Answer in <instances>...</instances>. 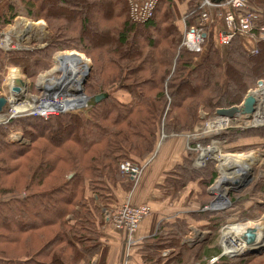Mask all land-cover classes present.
<instances>
[{
  "label": "trees",
  "instance_id": "obj_1",
  "mask_svg": "<svg viewBox=\"0 0 264 264\" xmlns=\"http://www.w3.org/2000/svg\"><path fill=\"white\" fill-rule=\"evenodd\" d=\"M43 1L0 0V31L19 16L32 21L48 18L54 28L52 44L44 49L0 50V88L6 66L37 69L36 51L51 56L58 48H53V43L61 31L74 30L77 40L84 42L88 21L84 19L81 25L74 23L75 11L68 9L69 4L84 8L85 15L95 5L97 19L106 29L103 32L114 36L111 56L118 66V74L113 83L130 100L122 104L107 93L105 99L94 103L96 109L88 117L82 114L47 119L28 116L11 119L7 126H0V264H91L97 254L99 261L95 264H105L107 258L102 253L97 224L104 221L103 210L112 214L121 206L122 199L130 198L137 187L128 176H120L119 165L130 162L144 166V174L168 143L178 146L176 141L181 139L186 141V149H182L180 164L166 174L164 192L174 197L184 193L185 207L190 204L199 207L196 212L188 213V220L176 219L172 231L160 227L151 238L147 253L158 258L159 250L171 251L164 264H192L204 258L207 261L218 258L220 251L212 243L191 250L181 244L192 222L202 230L215 231L238 216L232 208L223 213L199 212L211 201L204 188L217 175L213 163L200 168L193 166L195 144L203 146L208 140L202 135L190 136L204 123L201 112L208 115L214 107L219 108L220 102L229 106L237 104L236 96H244L249 83L264 78V42L256 45L255 54L248 52L239 38L227 46L214 44L193 68L196 57L203 55L180 49L182 33L178 25L182 19L187 26L195 24L200 0H159L153 15L144 23L131 20L127 0H45L44 4L50 8L48 17L39 6ZM56 3L67 5L66 12L59 10ZM253 6L257 11L256 33L257 28L264 27V0ZM94 37L99 42L108 40L96 34ZM134 38L137 45L132 44ZM221 49L226 50L225 56ZM77 50V53L87 52ZM200 74L207 81L202 89L197 81ZM16 129L29 145L8 142L7 131ZM263 132L264 128H258L215 138L224 140L225 146L232 145L230 150H236L239 146L236 143L264 138ZM162 135L176 137L158 147ZM256 188L264 194V178ZM97 200L109 203L102 209L97 206ZM246 200L236 201V208V203ZM245 210L250 211V207ZM216 262L231 263L226 257Z\"/></svg>",
  "mask_w": 264,
  "mask_h": 264
},
{
  "label": "rangeland",
  "instance_id": "obj_2",
  "mask_svg": "<svg viewBox=\"0 0 264 264\" xmlns=\"http://www.w3.org/2000/svg\"><path fill=\"white\" fill-rule=\"evenodd\" d=\"M56 1L58 2L59 0H56ZM92 1H95V0H91V1L89 0L88 2H92ZM44 3H45V0L43 2H39V6L44 8V10L42 11L44 14H46V17H48L49 10H50L48 6L49 4H44ZM69 5L71 7L68 9L72 12L75 11V13L73 12L74 15L72 16L73 18L72 20L74 23L81 25L84 19H87L88 21L87 22L88 23L87 33H85L84 35V42L77 40V33L74 30H73L74 32L71 30V32L61 31V33L59 34L57 33L58 37L56 38L55 43H53V48L57 46L58 48L54 49L51 52V56L48 57V56H45V54L41 55L38 51H36L35 60L38 61L37 69H32V68L29 69V67L24 68L20 66H14V67L6 66L5 67L3 74H1V76H3V82L0 88L1 89L0 96L7 97L11 94L9 90L10 88L8 86L10 82V78L11 76L17 75L19 78H21L20 80L26 83L27 88L15 96V99L17 98L16 103L17 104H23V103L25 104L26 102L32 103L34 98L38 99L41 96H44L46 92V85L38 84L40 80L39 77L42 76L47 71H50L49 69H51L55 65V60H53V57L55 56V54L61 51L67 52L70 50H75L77 52L78 51L77 49H85L87 52H84V54L81 52H78V53L82 54L87 60L89 67H88V72L86 74V77L87 76L88 77L84 80V83L82 85V91H78V92L81 93L80 97H82L83 100L86 102V108L83 110L75 111V112H68L67 114H82L88 117L90 112L96 109V105L94 104L93 97L99 94H102V93H106V94L108 93L113 98L118 100V102L122 104H126L127 102H129L130 96L121 90L118 91L116 88L117 83L116 84L113 83V81L117 78V74H118V69H117L118 66L116 64V61L111 56L112 50L114 49V42H115L114 36L108 32H103V30H106V29L104 26H102L101 23H99L100 20L97 19V15L95 14V8H96L95 5L89 8L86 15L84 13L85 9L83 8L81 10L79 5L77 4H69ZM66 6L67 5L64 6L63 4L56 3V7H58L59 10L64 11V12H66L65 10ZM45 8H46V11H45ZM35 22H41V25L33 26V27L27 25V23H35ZM178 27L180 29V32L182 33L181 22H180V25H178ZM6 32L9 33L10 35L9 36L10 41H8V43H5V40H4L5 39L4 34H7ZM51 32L54 33V28L52 27V24L48 22V18H46L45 20L41 19L39 21H32L23 16H19L14 20V22L8 28L0 31V50L2 52H8V51H27L28 52V51L39 50L41 48L44 49L48 45L50 46L52 44L50 42L52 40ZM94 34L107 38L108 40L107 41L103 40V42H99L96 39V37H94ZM211 34L212 36L209 37L208 35L206 39V44L204 46L203 54H200L203 56L196 57V59L193 62V68L197 67L201 63L202 58L205 56V54L208 53V50L212 46L214 47V44H215L214 36L215 35L213 33ZM132 44L134 45L138 44L137 38L133 39ZM220 52L222 56H225L226 50L221 49ZM200 75L198 76L197 81L198 83H200V86H199L201 87L200 89H202V87H204V85L207 84V81L205 80L203 75L201 76ZM263 76H264V73H263ZM258 82H261L262 84H264V78L259 79L256 82L252 81L251 83H249L248 90L245 91L246 93L244 94V96L239 95V94L236 96L238 99L237 104L229 106L228 103L220 102L222 104L218 105L219 108L214 107L208 115L201 112V118L202 120L204 119V123H202L201 126L198 128L200 130L194 131L195 132L194 135L190 136L191 138L194 136L197 137L198 135L199 136L202 135L204 136L205 140H208L207 143H205L203 146L198 145V143L195 144V147H194L195 157L193 159L195 163V164L193 163L194 167L200 168V167L205 166V164L203 163L199 164L198 166V164L196 163L197 162L196 160L201 155L202 151H204L207 147L208 148L210 146L212 147L215 144L217 145L218 151L221 152L222 155L242 157V159L247 163L244 171H246V173L252 172L253 180L251 184L246 189H244L242 192L240 193L230 192L227 196V199H224L223 197L224 190L221 191L222 185H223L222 183H224L225 181L229 182L236 178L229 179V180L223 179L220 185L221 189L216 190V186L218 185L217 183L218 181H220L219 179L220 174H219L217 165L213 163L216 168V175H217L216 179L212 184L207 185L204 188L205 195H207L206 197L210 198L211 199L210 203H212L209 208H208L209 205L207 206V210L210 212H222L223 213V212L229 211L230 208H232L234 209V211H237L238 216L234 219L227 220V223H224L221 226H218L217 230L215 231L202 230L197 225L193 224L195 225V227H198L197 229L201 231H205V232L201 233V237L203 238L201 239V237H199L197 240H200V239L201 240L200 241L196 240L197 242H195L194 245H191V248H188L186 245H184L186 249L191 250L198 246L206 247L212 243L216 245V247L219 249L220 254L224 253L222 246L220 244L222 240V229L227 228L230 225H245V224H252V223H262L263 231L261 235L262 234L264 235V194H262V192H260L259 189L256 188V185L264 178V169H263L264 167V138L238 142L236 143V145H239V146L236 147V150H233V149L230 150V148H232V145L227 144L225 146L224 140H218L217 138H215L216 135L222 136L225 133L233 134L237 131L244 133V132L249 131L250 129L264 128V95L261 96L256 102L257 105L254 106V111L252 113L251 120L246 119L244 116L243 117L236 116L238 114H236L234 116L235 118L233 119L217 117V115L215 114L216 109L230 108V107H235L239 109L247 93L251 92L252 94L256 92V90L258 89L257 88ZM244 88H246V86H244ZM84 95L90 98L88 102ZM9 107L11 106L8 105L7 110H9ZM31 112H32L33 117H36L32 109L29 111H25L23 113H18V116L20 115L22 116L23 114L31 113ZM63 112H66V111H63ZM59 115H63V114H55V115L49 116L48 118H52L55 116L58 117ZM8 123L1 124L0 126H7ZM7 133H8L7 140L8 142L12 144H28V145L30 144L26 141V139L24 138L23 134L20 132L19 129L10 130V131H7ZM13 136H18L19 139L17 138L16 140H14V138H12ZM162 136H160V139L162 138ZM174 137L176 136H173V137L171 136L169 138L165 137L162 143L165 140L174 138ZM22 138L25 141L23 143L21 142ZM178 139L180 138L178 137ZM176 142L180 149H184V148L186 149V145H187L186 141L181 139ZM160 144L161 143L158 144V147ZM189 148L191 147L189 146ZM205 151H207V149ZM208 163H212V162L208 161ZM119 174L121 177H125L120 173V171H119ZM142 178H143V175L141 176V179ZM136 188L137 187H135L132 190L131 197H132L133 192L136 190ZM191 188H194V187H191ZM200 191H202V188H200ZM231 195L232 196L234 195V197H232ZM131 197L129 198L125 196L120 202V204L121 203L124 204L127 200L129 201L130 204H133ZM236 197H237L236 201L241 200V198H246L247 200L243 201L242 203H236L238 204V208H236V205H235L236 201L233 200V198H236ZM106 202L109 203V201H104V200L96 201L97 206L102 209H104L102 206L107 204ZM134 205H140V204H134ZM186 207L188 208L190 213L191 212L193 213L197 211L196 209L199 206H196V208H193V209L190 208L189 206H186ZM248 207H250V211L245 210V208H248ZM253 207H255V209H253ZM211 208L213 210H211ZM201 210L202 208L199 209V212H201ZM103 212L105 214L104 221H102L103 223L101 224L99 223L97 224V231L100 234V243L102 244V248L104 249L102 253L103 252L106 253L107 260L105 264H123L129 258H132L131 259L132 263H134L133 259L135 258V254L133 253L132 255L133 257H132L131 252L138 245L137 244H135L136 246L132 245L129 249L127 246V238L125 236L124 237L122 236V239H121V237H119L112 230L109 220H107V217H109L111 213H108V211L106 210H103ZM247 212H250V213H247ZM230 214L231 212L229 213V215ZM32 223L35 224L36 222L33 221ZM244 231H246V228L244 229ZM113 232L115 235L112 234ZM188 235L189 233L187 235H184L181 238V242H182V239ZM231 237L232 238L234 237L233 239L231 238L232 241L234 242L241 240L240 237H236L233 235H231ZM257 239L258 237L256 238V240ZM110 240L114 242L112 243V246L109 245ZM234 242H231V243H234ZM262 245H257V246H262ZM104 247L107 249H105ZM170 252L171 251L169 250H165V251L159 250L157 252L159 255L158 258L155 257L154 255L150 256V258L156 259L157 263L163 262L164 264L165 261H167L168 257H170V254H171ZM239 252L240 251L238 250L236 254ZM229 256H232V255L230 254ZM226 258H228L229 261H231L230 264H240L239 260L242 261L241 264H264V253L260 256H244V257L233 256L232 258L230 257H226ZM98 261H99V255L97 254L93 256L90 262L91 264H95ZM214 262L215 261L214 260L212 261V259L210 261L206 260V262L203 259L201 261H197V263L195 261H192V264H215L217 263V262L215 263ZM185 264H189V262Z\"/></svg>",
  "mask_w": 264,
  "mask_h": 264
},
{
  "label": "bare ground",
  "instance_id": "obj_3",
  "mask_svg": "<svg viewBox=\"0 0 264 264\" xmlns=\"http://www.w3.org/2000/svg\"><path fill=\"white\" fill-rule=\"evenodd\" d=\"M211 1L218 2L221 0H218V1L211 0ZM180 22H182V20ZM27 25L31 27L38 26V25H41V22L27 23ZM213 34H214V31H213ZM182 35H183V31H182ZM208 35L206 36L205 34L206 39ZM9 36H10L9 33L4 34L5 39L4 38L3 39L5 40V43H8V41H10ZM236 38H239V37H236ZM214 43L218 45L215 42V36H214ZM191 53H194V52H191ZM251 53L253 54L257 53V49L255 53L254 52H251ZM53 60H55V65L51 69H49L50 71H47L46 73H44L42 76L39 77L40 80L38 84L46 85V92L44 96H41L38 99L32 98L33 99L32 103L26 102L25 104L24 103L17 104L15 102L17 101L15 99V96L18 95L21 91H23L27 87H26V83L20 80L21 78H19L17 75L11 76L10 82L8 85L10 88L9 89L10 92L12 88L18 89L16 93L11 94V96L8 98V101L14 112L13 114L23 113L29 109H34V112H36L37 114L43 115L44 117L48 118L49 116H52L55 114H65V113L67 114L68 112H75V111L83 110L86 108V102L83 100L82 97H80L81 93L78 92V91H82V85L84 83V80L88 77V76L86 77V74L88 72L89 66H88L86 58L83 55L78 54L77 52H62L61 51L55 54V56L53 57ZM257 88L258 89L256 90V92L252 94L251 92H248L249 96H251L256 102L261 96L264 95V84L259 85L257 83ZM85 98L87 102L90 99L87 96H85ZM256 102L254 106L257 105ZM63 111H66V112H63ZM216 115L217 117H221L218 114ZM235 115L243 117L242 115H240L239 112H236ZM12 138H14V140H16L17 138L19 139L18 136H13ZM206 149L207 151H205ZM206 149L202 151L201 155L196 160L197 161L196 163L198 164V166L201 163L206 165L209 161L217 165V168L220 174V177H219L220 181H218L217 183L218 185L216 186V190L221 189L220 185L223 179L229 180L233 178H238L241 176L242 173H246V171L244 170H245L247 163L242 159V157L222 155L221 152L218 151L217 145L215 144L212 147L211 146L209 148L207 147ZM128 177L131 180H134L135 182L138 180L131 176H128ZM140 205H143V204H140ZM245 228H246V231H244ZM262 231H263L262 223H252V224H245V225H230L227 228H223L222 229V240L220 244L222 248L224 249V254L226 255L231 254L232 257L234 255H236L237 257H240V255H242L245 252V250H247L248 248L245 245V241L242 239V237L250 232L254 233L255 238L258 237L257 240L255 239L257 242V245H262V244L264 245V235L263 234L261 235ZM122 233L125 234L124 232ZM231 235L240 237L241 240L234 242L232 241L234 237L232 238ZM258 235L261 237V239ZM231 242H234V243H231ZM132 243L133 241L128 240V245ZM238 250L240 252L236 254Z\"/></svg>",
  "mask_w": 264,
  "mask_h": 264
},
{
  "label": "built area",
  "instance_id": "obj_4",
  "mask_svg": "<svg viewBox=\"0 0 264 264\" xmlns=\"http://www.w3.org/2000/svg\"><path fill=\"white\" fill-rule=\"evenodd\" d=\"M257 1L260 0H221L218 2L200 0L197 5L198 15L195 24L187 26L182 19L183 37L180 49L203 54L206 44L205 34L206 36L209 34L210 37L214 31L215 42L218 45L227 46L236 37L247 38L251 42L249 50L255 53L256 44L264 42V27L257 28L254 33L257 11L253 4ZM127 2L131 20L144 23L153 15L159 0H127ZM9 96L6 97L7 100ZM32 111L34 112V109ZM13 113L12 107H9V110L6 107L0 114V125L8 123L11 119L33 116L32 112L22 116ZM34 113L38 117L47 119L43 115ZM143 169L144 166L132 165L130 162L119 165V171L123 176H131L135 179L141 176ZM150 212L148 205H132L127 200L107 217V220L115 231L124 232L127 241H133L132 244H134L140 225L150 215Z\"/></svg>",
  "mask_w": 264,
  "mask_h": 264
},
{
  "label": "crops",
  "instance_id": "obj_5",
  "mask_svg": "<svg viewBox=\"0 0 264 264\" xmlns=\"http://www.w3.org/2000/svg\"><path fill=\"white\" fill-rule=\"evenodd\" d=\"M181 29L183 31V26ZM240 40L243 46H245L246 50L251 53V51L249 50L251 42L247 38L246 39L241 38ZM256 49L258 50L257 47ZM174 146L175 145L172 143L168 144L162 150L159 156L154 160L152 165L145 170L144 174H143L144 171L143 169L141 174V176L143 175V178L141 179L140 176L138 180L135 182V186H137V188L133 192L131 197L133 205L149 204L152 208L148 205L151 208V213L141 223L140 228L135 237V243L132 244L133 246L135 244L138 245L131 252V256L133 255V253L135 254L136 259L135 258L133 259L134 263H132L131 260L132 258H129L123 264L125 263L126 264H163V262L157 263L156 261H148V259H151L149 256L151 252L147 253V251H149L148 250L149 247L151 246L150 244L151 238L156 235L160 227H164V230L168 229L172 231L173 230L172 225H174L173 223L178 218H185L186 220H188L187 215L189 213V210L187 207L184 206L185 204L187 205V203L184 202V193L178 194L177 196L178 199H176L177 197L170 196L168 195V193L164 192V188H165L164 180L166 178V174L169 171H171L175 165L180 164L181 156L183 155V151H184V150L182 151V149H180L178 146H175V148ZM167 177L169 176L167 175ZM211 204L212 203H209L208 204L209 206L207 205L208 208L210 207ZM196 206L198 205L196 204L189 205V207L192 209L196 208ZM207 206L202 208L201 212L203 211L210 212L207 210ZM212 213H221V212H212ZM193 224L195 223L192 222L188 226L189 235L185 236L181 242L182 245H186L188 248H191V245H194L195 242L200 241L203 238L201 237V233L205 232L197 229L198 227H195L196 224L195 225ZM113 231L119 237H121V239L122 236L124 237L125 235L122 232L119 233L118 231L115 230ZM114 232L112 233L113 235H115ZM199 237H201V239L197 240ZM112 243L114 242L110 240L109 245L112 246ZM127 246L130 249L131 246L129 247L128 241H127ZM215 259H212V261L213 260L215 261ZM204 260L206 262V258H204Z\"/></svg>",
  "mask_w": 264,
  "mask_h": 264
},
{
  "label": "water",
  "instance_id": "obj_6",
  "mask_svg": "<svg viewBox=\"0 0 264 264\" xmlns=\"http://www.w3.org/2000/svg\"><path fill=\"white\" fill-rule=\"evenodd\" d=\"M218 1V0H215ZM258 84L262 85L261 82H258ZM18 91V89L16 88H12L11 92L14 94ZM107 97L106 93H102L99 94L97 96L93 97V101L95 104H98L101 100L105 99ZM255 100L249 96V93L246 95V97L244 98L242 105L240 106L239 109L235 108V107H230V108H221L217 111H215L216 114H218L219 116L223 117V118H227V119H233L235 116L236 112H239L240 115L244 116L246 119L251 120L252 119V113L254 111V104H255ZM10 105L9 101L7 100V98L5 96H0V113H2L4 111V109ZM165 136L163 135L160 143H162V141L164 140ZM21 142H25L22 138ZM253 178H252V172L249 173H242L240 177L231 180L229 182H224L223 183V187L221 189L224 190L223 193V197L224 199H227V196L230 192H242L244 189H246L252 182ZM211 210H213L211 208ZM242 239L245 241V245L248 247L247 250H245V252L240 255V257H244V256H260L264 253V245L262 246H257V242H256V238L253 232H250L248 234H246L245 236L242 237ZM256 247V248H255ZM236 256V255H234ZM220 257H232L229 255H225L224 253L220 254ZM216 258L215 261L218 259Z\"/></svg>",
  "mask_w": 264,
  "mask_h": 264
}]
</instances>
